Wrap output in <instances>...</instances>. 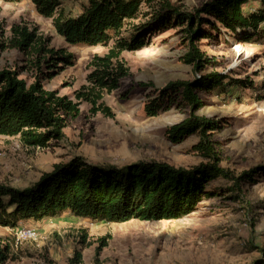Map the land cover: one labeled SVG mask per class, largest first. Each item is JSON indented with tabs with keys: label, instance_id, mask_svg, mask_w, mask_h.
<instances>
[{
	"label": "rangeland",
	"instance_id": "obj_1",
	"mask_svg": "<svg viewBox=\"0 0 264 264\" xmlns=\"http://www.w3.org/2000/svg\"><path fill=\"white\" fill-rule=\"evenodd\" d=\"M61 1L63 12L74 16L86 0ZM157 1L144 0L138 17L127 25L150 17L158 7ZM170 1L193 10L205 0ZM257 3L250 1L244 8L253 10ZM51 20L37 13L29 0H0V44L11 36V26L25 25L36 28L48 40V46L72 53V62L44 81L43 87L57 89L60 95L75 100L74 91L86 83L88 61L109 48L71 45L54 31ZM219 27L212 30V37L199 41L202 50L217 62L206 71L249 79L253 86L199 90L204 104L196 114L223 120V128L214 131L211 138L221 164L238 173L264 163V34L244 42L240 34ZM186 51L181 26L154 33L142 49L123 50L118 59L128 74L117 89L103 96L114 115L91 113L90 105L80 102V112L67 119L63 137L51 139L45 148L25 146L17 136L0 135V182L14 188L27 187L52 170L55 163L67 162L74 155L116 165L145 159L165 160L175 166L200 162L201 158L189 149L197 142V134L177 144L166 136L170 125L189 115V107H180L173 100L170 109L156 116L144 112L148 94L155 88L194 77L192 65L181 60ZM28 60L16 48H0V69L15 68L30 83L32 71L24 69ZM223 183L214 180L209 186L218 189ZM243 195L257 204L251 213L242 208L244 202L223 191L203 199L195 211L179 219L106 222L65 212L53 218L20 222L16 228L0 226V247L8 245L5 264H251L264 259V175L258 174L254 183L243 184ZM81 235L85 236L84 243ZM75 250L81 255L78 262Z\"/></svg>",
	"mask_w": 264,
	"mask_h": 264
},
{
	"label": "trees",
	"instance_id": "obj_2",
	"mask_svg": "<svg viewBox=\"0 0 264 264\" xmlns=\"http://www.w3.org/2000/svg\"><path fill=\"white\" fill-rule=\"evenodd\" d=\"M29 1L37 13L51 17L54 31L69 44L105 45L109 49L103 55L94 54L88 61L86 83L74 91L73 100L69 95H60L57 89L43 87L44 81L72 62L73 54L48 46V40L36 28L11 26V36L0 48H16L26 55L29 60L24 69H30L33 76L28 83L15 68L0 69V135L17 136L25 146L45 148L51 139L63 137L67 119L80 112V102L88 103L91 113L112 117L114 113L104 103L103 96L117 89L120 80L128 74L127 67L118 59L119 54L123 50L142 49L154 33L181 26L187 47L181 60L192 65L195 75L189 80H172L155 88L148 94L144 112L156 116L170 109L173 100L180 107H189V115L170 125L166 136L177 144L197 134V142L189 149L201 161L175 166L165 160L145 159L116 165L74 155L67 162L55 163L52 170L42 173L27 187L14 188L0 182V226L16 228L20 222L53 218L65 212L106 222L179 219L195 211L203 199L220 191L244 202L242 208L247 213L254 211L257 204L243 195V184L254 183L258 174L264 175V163L238 173L223 166L211 138L214 131L223 128V120L196 114L204 104L199 90L252 87L253 82L229 77L218 70L206 71L217 62L202 50L199 41L212 37V30L220 29L219 26L240 34L238 37L244 42L263 36L264 0H256L253 10L244 8L253 0H205L193 10L183 9L170 0H158V7L150 17L131 26L127 23L138 17L144 0H86L74 16L63 12L61 0ZM220 179L223 186L210 188L212 181ZM84 241L85 236L81 235V242ZM7 255L5 244L0 247V264H5ZM73 255L76 262L80 261L78 250ZM251 264H264V259Z\"/></svg>",
	"mask_w": 264,
	"mask_h": 264
}]
</instances>
